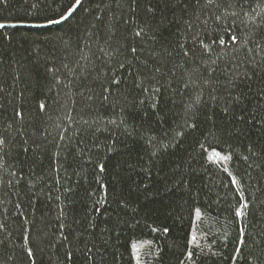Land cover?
I'll list each match as a JSON object with an SVG mask.
<instances>
[{"label": "trees", "instance_id": "1", "mask_svg": "<svg viewBox=\"0 0 264 264\" xmlns=\"http://www.w3.org/2000/svg\"><path fill=\"white\" fill-rule=\"evenodd\" d=\"M74 3L0 0V264H264V0Z\"/></svg>", "mask_w": 264, "mask_h": 264}, {"label": "water", "instance_id": "2", "mask_svg": "<svg viewBox=\"0 0 264 264\" xmlns=\"http://www.w3.org/2000/svg\"><path fill=\"white\" fill-rule=\"evenodd\" d=\"M83 0H81L82 2ZM79 5H75V7L73 8V11L71 13H67L64 17L65 19H60L52 24L56 25V24H60L63 21H65L67 18L70 17V15L75 11V9L78 7ZM49 24V25H52ZM0 25H3V27H17V26H47L48 24H44V25H30V24H15V23H0Z\"/></svg>", "mask_w": 264, "mask_h": 264}, {"label": "snow or ice", "instance_id": "3", "mask_svg": "<svg viewBox=\"0 0 264 264\" xmlns=\"http://www.w3.org/2000/svg\"><path fill=\"white\" fill-rule=\"evenodd\" d=\"M81 3V0H75V3L70 5L67 8V12L71 13L73 11V8L75 7V5H79ZM61 19H65V17L63 15H61ZM51 22H55V21H51ZM0 27H3V25H0ZM137 35H139V33H137ZM133 51H135V49H133Z\"/></svg>", "mask_w": 264, "mask_h": 264}]
</instances>
